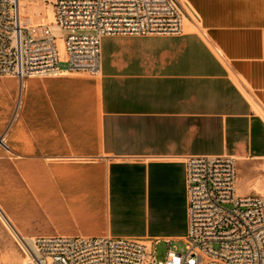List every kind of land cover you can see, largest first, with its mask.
<instances>
[{
  "label": "crops",
  "instance_id": "0c3cea01",
  "mask_svg": "<svg viewBox=\"0 0 264 264\" xmlns=\"http://www.w3.org/2000/svg\"><path fill=\"white\" fill-rule=\"evenodd\" d=\"M187 2L181 35L103 38L96 76L0 80V207L21 237L178 246L187 158L264 162V0ZM30 4L25 23L53 22Z\"/></svg>",
  "mask_w": 264,
  "mask_h": 264
},
{
  "label": "built area",
  "instance_id": "2783aa9c",
  "mask_svg": "<svg viewBox=\"0 0 264 264\" xmlns=\"http://www.w3.org/2000/svg\"><path fill=\"white\" fill-rule=\"evenodd\" d=\"M17 1L0 0V78L19 81L63 71L96 76L103 38L177 36L185 21L198 22L187 0H55L53 22L30 26L22 23ZM52 27L68 33L63 53ZM185 165L183 251L168 242L157 261L156 246L135 239L37 236L20 244L25 264H264V195L238 192L232 157H189Z\"/></svg>",
  "mask_w": 264,
  "mask_h": 264
},
{
  "label": "rangeland",
  "instance_id": "374dc122",
  "mask_svg": "<svg viewBox=\"0 0 264 264\" xmlns=\"http://www.w3.org/2000/svg\"><path fill=\"white\" fill-rule=\"evenodd\" d=\"M48 3L55 4V0H47ZM52 13V10H50ZM187 23V21H185ZM197 23V22H196ZM194 29V28H192ZM41 34V33H40ZM51 35L56 40L64 39L68 33L62 29L52 27ZM8 78H0V80ZM238 182L237 189L241 195H264V162H246L240 168L237 164ZM28 239V238H27ZM185 246L180 243L177 246L179 252ZM167 252V245L160 244L154 249V257L157 261L164 259ZM0 264H25L24 254L20 249V243L15 238L2 217L0 216Z\"/></svg>",
  "mask_w": 264,
  "mask_h": 264
},
{
  "label": "bare ground",
  "instance_id": "6f19581e",
  "mask_svg": "<svg viewBox=\"0 0 264 264\" xmlns=\"http://www.w3.org/2000/svg\"><path fill=\"white\" fill-rule=\"evenodd\" d=\"M31 0H18L17 4H18V9H19V13H20V17H21V21L22 23H25L24 21V16L26 15L27 12V8L29 7ZM59 49L61 51V53H63V44L62 42H59ZM0 216L2 217L4 223L6 224V226L8 227V229L10 230V232L12 233V235L17 238L18 242L21 243H26L28 245L31 244L30 239L28 238H23L19 235V233L17 232V230L14 228V226L11 224L10 220L8 219V217L6 216V214L3 212V210L0 207ZM25 263V261H24Z\"/></svg>",
  "mask_w": 264,
  "mask_h": 264
}]
</instances>
